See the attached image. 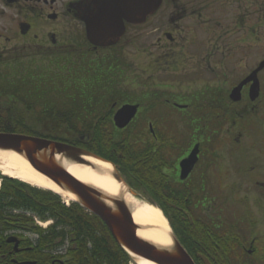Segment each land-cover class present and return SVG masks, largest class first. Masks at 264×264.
<instances>
[{
	"label": "flooded vegetation",
	"instance_id": "1",
	"mask_svg": "<svg viewBox=\"0 0 264 264\" xmlns=\"http://www.w3.org/2000/svg\"><path fill=\"white\" fill-rule=\"evenodd\" d=\"M101 1L112 6L117 0ZM92 7L91 0H0V64L6 66L31 56L68 58L72 64L76 58L98 54L102 58H151L147 80L138 77L133 81L139 91L131 97L115 96L117 82L113 79L99 83L104 86L101 93L110 95L96 98L103 105L98 109L101 117L108 118L115 136H125L132 144L106 155L112 158L110 162L123 189L131 190L136 197L196 200L194 211L184 210L182 215L197 217L202 245L217 248L218 260L219 249L228 239L229 258L234 259L236 220L232 212L226 214L220 208L224 198L219 185L224 174L216 159L220 135L224 132L227 136L238 126L244 128L239 135L248 138L249 150L264 158V66L256 74L259 88L254 99L250 96L251 81L236 91L237 100L230 97L232 90L264 60L263 52L246 70L252 41L264 38V0H161L143 23L124 21L121 34L111 32L100 45L87 40L85 24L80 19ZM220 52L224 57L239 55V63L243 61L245 73L234 82L224 80L226 72L233 69L227 60L220 61ZM110 60L115 75L118 66L114 59ZM157 71L179 75L180 79L193 74L200 88L190 95L172 92L173 81L157 80ZM123 105L136 106V112L125 127L118 128L113 116ZM227 121L232 124L223 131ZM194 148V165L181 178L180 164ZM122 157L127 159L120 160ZM118 164L134 165L131 182L127 181L129 172L124 173ZM148 177L149 181L145 180ZM150 190L154 193L150 194ZM217 204L219 207L214 209ZM8 213L0 217V264H133L129 256L123 262L121 250H114L100 226L51 222L40 232L12 225ZM109 246L116 253L106 256ZM249 248L242 243L240 256L243 251H256L252 243ZM209 254L200 253L201 261L216 260Z\"/></svg>",
	"mask_w": 264,
	"mask_h": 264
},
{
	"label": "trees",
	"instance_id": "2",
	"mask_svg": "<svg viewBox=\"0 0 264 264\" xmlns=\"http://www.w3.org/2000/svg\"><path fill=\"white\" fill-rule=\"evenodd\" d=\"M55 62V70L33 72L12 68L9 73L0 77V132L26 134L75 144L101 158L112 160L106 154L112 150H124L132 144L125 136H115L108 124V118H102V113L98 110L103 105L97 103L96 98L110 96L108 93H101L104 86L99 83L111 80L110 76L114 75L110 69L111 63L103 66L99 61L87 57H80L74 64L68 58H58ZM115 159L118 160L116 157ZM125 159L127 158L122 157L120 160ZM118 165L123 166L121 169L124 173L129 172L127 181L131 182L130 174L134 165ZM149 179L150 177L145 178L147 181ZM0 180V217L8 211L14 223L12 225L44 231L45 229L35 223L36 218L42 222L52 220V225H83L91 228L100 226L106 233L107 242L113 243L114 250H121L125 262L127 254L110 237L101 220L86 212L79 203L65 205L61 197L51 191L41 190L5 176H0ZM148 187L145 186L146 189ZM149 192L154 193L151 190ZM150 201L163 211L174 234L196 264H241L238 250L242 240L238 234L233 240L234 259L229 258L231 243L228 239L225 247L219 249L221 260H218L217 248L202 245L201 227L197 217L182 215L184 210L194 211L196 200L179 198ZM111 252L116 253L109 246L105 255L111 256ZM205 252L210 253V258L214 257L216 260L201 261L200 253Z\"/></svg>",
	"mask_w": 264,
	"mask_h": 264
},
{
	"label": "water",
	"instance_id": "3",
	"mask_svg": "<svg viewBox=\"0 0 264 264\" xmlns=\"http://www.w3.org/2000/svg\"><path fill=\"white\" fill-rule=\"evenodd\" d=\"M161 0H117L112 6H107L101 0H91L93 7L81 16L85 24L87 40L93 45L106 41L111 32L123 31V22L143 23L147 16L153 14ZM264 66L262 60L258 66L232 90L230 97L238 99L236 91L251 81L250 96L254 99L258 93L257 72ZM136 106L123 105L114 114L113 121L118 128L125 127L134 117ZM0 150L15 151L38 172L52 180L60 188L73 193L76 200L86 211L99 217L112 238L129 255L149 260L155 264H195L184 247L172 234L170 247L158 246L137 236L139 226L134 223L132 213L120 196H109L98 188L83 183L62 166V160L74 163H86L83 156H91L105 161L95 154L82 148L66 143L48 140L40 137L0 132ZM194 157V158H192ZM196 159V148L189 157L180 164L181 178L186 177ZM106 162V161H105ZM114 168V166H113ZM112 177L122 184L121 179L113 172ZM127 192L135 194L125 188Z\"/></svg>",
	"mask_w": 264,
	"mask_h": 264
},
{
	"label": "rangeland",
	"instance_id": "4",
	"mask_svg": "<svg viewBox=\"0 0 264 264\" xmlns=\"http://www.w3.org/2000/svg\"><path fill=\"white\" fill-rule=\"evenodd\" d=\"M263 52L264 38L260 42H255L253 40L250 55L246 59V70L249 66H253ZM221 54L222 52H220V61L227 60L225 62H229L232 67L231 69L233 70L232 72H226V78L222 77L221 72L219 75L222 78H225L224 80H227L228 82H234L245 73V70L242 69L243 61L239 63V55H236L235 57L234 55L224 57ZM102 57L101 54H98L97 57L90 55L87 58L99 61L103 66L110 63V59L115 60L118 69L111 79H113V82H117V85L115 86L118 92L114 95L119 98L121 96L131 97L133 94L137 93L139 89L135 88L136 84H132L134 83L133 81L139 79L138 77H140L141 81L147 80L146 77H148L150 73V68L148 67L151 64V58H148L147 56H124L119 58L108 56H105V58ZM58 58L59 57L48 56L21 57L19 60L6 63V66L0 64V77L4 76V73H9L12 68H17L18 71L19 69H26L33 72H36V70H55L54 63L56 64L55 60ZM4 61L6 60L4 59ZM78 61L79 58H76V62ZM178 76L179 75L173 77L161 71H157L156 79L172 80V84L175 86L172 89V92H181L183 95H190L191 92L200 88V84H198L197 81H193L195 78L193 74L187 73V75L181 79L178 78ZM219 80L220 82L224 81L222 79ZM224 123L223 126L221 125L223 131L225 128H230L232 121ZM237 123L238 122H236V124ZM237 128L238 129L230 131L228 135L226 134L227 136L224 135V132L220 135V148L216 159L217 163L221 165L222 173L224 174L222 185H219V193H222V197L224 198V201L221 198L222 202H220V208L223 209L226 214L232 212V215L236 220L235 230L241 238L242 243L245 244V249H250L249 246L250 243H252L253 250H256L252 251L251 254H247L246 251H243L241 253L242 255L239 257L240 263L264 264V158L261 157L259 152L249 150L248 138L244 135H239V131L241 132L244 129L243 126H238ZM0 176L2 175L0 174ZM225 194H227V197ZM61 199L64 202H67L62 197ZM139 199L142 200L143 198L141 197ZM67 203L70 204L71 201H68ZM211 207H213V205H211ZM217 207H219V204L215 205L214 209ZM214 209L211 208L210 211ZM49 224V220L46 222H39L41 228ZM129 257L134 264V258L131 256Z\"/></svg>",
	"mask_w": 264,
	"mask_h": 264
},
{
	"label": "bare ground",
	"instance_id": "5",
	"mask_svg": "<svg viewBox=\"0 0 264 264\" xmlns=\"http://www.w3.org/2000/svg\"><path fill=\"white\" fill-rule=\"evenodd\" d=\"M82 158L86 163H74L63 159L62 166L77 180L92 185L109 196H120L131 210L134 223L139 226L137 236L158 246L170 247L171 229L161 210L123 189L122 184L112 177L113 166L110 163L91 156ZM0 174L51 191L67 202L76 200L73 193L57 186L15 151L0 150ZM130 255L135 259V264H155L133 254Z\"/></svg>",
	"mask_w": 264,
	"mask_h": 264
}]
</instances>
